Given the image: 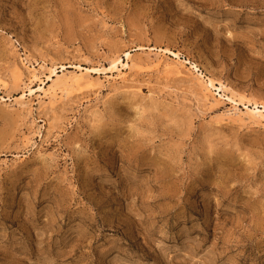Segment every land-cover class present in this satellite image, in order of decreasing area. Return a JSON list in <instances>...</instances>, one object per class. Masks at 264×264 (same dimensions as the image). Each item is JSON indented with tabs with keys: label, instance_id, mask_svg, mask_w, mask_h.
<instances>
[{
	"label": "rangeland",
	"instance_id": "rangeland-1",
	"mask_svg": "<svg viewBox=\"0 0 264 264\" xmlns=\"http://www.w3.org/2000/svg\"><path fill=\"white\" fill-rule=\"evenodd\" d=\"M263 104L264 0H0V264H264Z\"/></svg>",
	"mask_w": 264,
	"mask_h": 264
},
{
	"label": "bare ground",
	"instance_id": "bare-ground-1",
	"mask_svg": "<svg viewBox=\"0 0 264 264\" xmlns=\"http://www.w3.org/2000/svg\"><path fill=\"white\" fill-rule=\"evenodd\" d=\"M168 49H166V51H167ZM168 53H170V54H172L173 56H175V58H177L179 61H180V56H179V54L178 53H174V52H171V51H167ZM126 55H127V62L125 63H122L119 59H114L113 61H112V65H111V67L110 68H108V71H106V72H117V75L119 76V77H124L122 74V71H121V66L119 67V64L121 63V65H122V67L123 68H125V67H128L129 66V53H126ZM188 62V61H187ZM187 62H185V63H187ZM172 66V65H171ZM174 67V66H173ZM193 68V67H192ZM195 69H196V67H195ZM102 71H105V70H107V68H103V69H101ZM189 70V69H188ZM54 69H52L51 70V74L52 73H54ZM34 74V73H33ZM32 75V74H31ZM35 76V75H34ZM34 76H32V77H34ZM48 78V77H47ZM118 78V77H117ZM200 78L204 81V84H205V86H204V89L206 90V93L207 92H209L210 94H212L213 93V91H212V89H215V90H217L219 93H221L222 91H224V86L221 84V85H219V86H217V83L213 80V79H211V78H206V79H204L203 78V75L202 74H200ZM71 79V81H72V83L73 84H75V85H80L82 82H83V77L82 76H80V75H74L73 77H71L70 78ZM61 83H64L66 80H59ZM43 81L42 82H40V85L38 86V87H36V89H31V88H29L28 89V91H29V95L30 96H32V95H34V94H37L38 93V95L39 96H55L56 95V93H57V90L59 89L60 91H63L62 89H60V87H58V85H56L58 88H56L55 86L54 87H52V89H47V88H45V86H43ZM213 95H214V93H213ZM226 95V94H225ZM215 96V95H214ZM221 96H222V94H221ZM21 97L22 98H25V93L24 94H22L21 95ZM228 98H231V97H228ZM235 101V100H234ZM262 108H263V110H259L258 109V106H256L255 108H254V110L253 109H250V108H248V112H247V115H248V117L249 118H255V119H262L263 121H264V104H263V106H262Z\"/></svg>",
	"mask_w": 264,
	"mask_h": 264
}]
</instances>
